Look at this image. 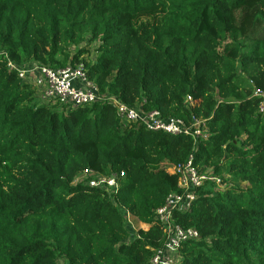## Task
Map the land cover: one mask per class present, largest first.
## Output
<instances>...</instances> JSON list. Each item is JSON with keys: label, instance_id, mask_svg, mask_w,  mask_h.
<instances>
[{"label": "trees", "instance_id": "obj_1", "mask_svg": "<svg viewBox=\"0 0 264 264\" xmlns=\"http://www.w3.org/2000/svg\"><path fill=\"white\" fill-rule=\"evenodd\" d=\"M9 63H81L99 93L199 118L207 137L124 124L107 99L39 104ZM256 89L264 0H0V264H148L165 241L155 209L182 191L168 167L190 155L220 184L204 180L189 209L173 213L199 233L176 264H264ZM85 169L123 175L107 191L77 182ZM124 212L144 227L135 233Z\"/></svg>", "mask_w": 264, "mask_h": 264}, {"label": "built area", "instance_id": "obj_2", "mask_svg": "<svg viewBox=\"0 0 264 264\" xmlns=\"http://www.w3.org/2000/svg\"><path fill=\"white\" fill-rule=\"evenodd\" d=\"M9 66L15 69L21 81L34 88L36 98L44 99V102L52 101L68 107H76L107 99L115 106L117 116L124 124L136 122L149 130L170 135L184 134L194 140L196 137H207V128L199 118L192 117L187 123L175 117L163 116L157 110H144L141 106L127 105L115 97H107L99 93L96 85L87 78L81 63L56 69L37 63L26 66L9 63ZM254 95L259 97L258 110L264 115V91L256 89ZM185 103L191 104L190 96H186ZM169 171L178 174L182 191L169 193L164 203L155 209L154 216L163 229L165 241L154 252L148 264L177 263L178 249L182 242L197 239L199 233L193 228H183L175 223L173 213L189 209L194 198V190L201 186L204 180L212 179L219 183L218 179L209 175V171L198 172L192 164L191 155L185 162L170 166ZM122 175L123 172L103 175L85 169L76 176V180L92 187L114 191L118 187V176ZM125 219L127 220L126 217ZM130 227L133 229L131 225Z\"/></svg>", "mask_w": 264, "mask_h": 264}, {"label": "rangeland", "instance_id": "obj_3", "mask_svg": "<svg viewBox=\"0 0 264 264\" xmlns=\"http://www.w3.org/2000/svg\"><path fill=\"white\" fill-rule=\"evenodd\" d=\"M94 47H95V44L94 43H92V44H90V46L88 47V50H89V53H88V56L91 58V59H94L95 58V52H94ZM34 92H35V90H34ZM38 100H37V102L40 104V103H42V102H44L43 100L44 99H40V98H37ZM169 168L170 167H168V171H169ZM170 172V171H169ZM210 175V174H209ZM211 176V175H210ZM77 179H79V177H77ZM77 182L79 181V180H76ZM215 183H217L216 181H215ZM217 184H220V183H217ZM220 187H221V185H219ZM126 214V215H125ZM123 217H126L127 218V220H126V222L129 224V225H131L132 227H133V231L136 233V230L138 229V228H143L144 226H143V224H141L140 222H138L135 218H133V217H130L129 216V214H127V213H125L124 212V216Z\"/></svg>", "mask_w": 264, "mask_h": 264}]
</instances>
